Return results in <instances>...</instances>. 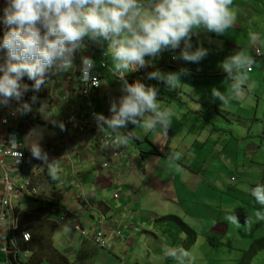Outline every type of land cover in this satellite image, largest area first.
Masks as SVG:
<instances>
[{
  "label": "crops",
  "instance_id": "0c3cea01",
  "mask_svg": "<svg viewBox=\"0 0 264 264\" xmlns=\"http://www.w3.org/2000/svg\"><path fill=\"white\" fill-rule=\"evenodd\" d=\"M202 36L203 38L208 36L207 38L212 44L214 42L212 38L219 37V34L209 32L203 28L194 29L191 41L193 50L197 46L207 44L200 40H203ZM233 46L229 44V49L227 46L224 49L233 50L235 49L231 48ZM206 47L208 51L212 49L209 48V44ZM106 49V43L96 45L88 41L85 42V46L77 51L71 69L64 72L52 71L49 78L51 80L50 86L44 84L38 93L33 91L35 95L26 96V99L22 98V102L30 104L31 110L29 113H32V115L37 114L40 117L41 124L39 125H47L51 129H54L57 125L58 138L51 139L49 136L50 131L42 132L43 145L46 147L41 150V153L42 155L47 153L49 162L59 160L61 170L58 173L59 179L53 180L42 162L31 156L29 145L32 142L41 145V142L37 140V134L33 131L35 126L24 135L17 133L18 144L24 150L26 159L23 171L20 169L16 173L13 172L12 178L21 184L26 180L29 181L31 186L37 188L40 194L38 197L26 196L15 200V213L19 216V223L24 215L29 216L26 227L38 231L39 235H35L38 243L33 246L17 245L19 252L15 256L10 254L14 256L13 261H11L9 254L4 251V246L0 241V264H50L48 262H38L39 253L42 250L47 251L48 245L46 247L45 245L49 243L48 239L50 238H52L53 246L68 258L70 264H85L87 261H93L94 264H178L177 259L169 258L166 255L168 250L177 249V245L172 239L169 242H162L167 233H171L175 227H178L172 222V220L179 221L178 217L170 215L171 210L176 207L175 203L180 201L179 197L184 199L183 196L178 194V186L185 187L184 180L188 178V172H192L191 176L197 175L207 181L208 186L203 182L206 188L212 187L211 184L215 181L222 182L216 178L209 180L206 175L196 172L190 162H178L163 158L169 153L176 133H207L206 130L209 125L213 124L212 121L217 122L221 118H226V115H231V113L219 107L220 100L213 95V91L224 92L218 87L227 84L225 79H221V81L219 78L227 76L220 67L223 60H218L217 55H211L209 52L198 63H191L181 59L173 60V56L179 55V49L163 51L154 58L145 57L146 61H150V66L137 70L136 74L131 70L127 73L126 80L129 84L133 83L134 80H139L146 86H154L158 89L157 97H160L158 102L161 108L166 103L169 105L174 101V98L168 100V92L173 94L169 95L170 97H178L181 94L186 95V101H179V104H187V107L183 109L180 116H176L172 112L171 122L167 130L159 125L152 129L151 133H156L162 138L147 137L146 141L142 142V136L146 133L124 131L122 133H130L131 138L128 141V147L124 148V157L115 159L112 156V150L101 147L96 139L89 134L75 135L70 140H65L62 137L59 130L60 125L63 124L69 112L87 115L90 110H95L103 115L104 111L108 118H111L110 106L105 104L101 98L104 95L105 97L110 95L107 92L108 89L119 91L121 82L110 70L101 66L103 55H105L110 69L115 71L113 62L110 60V54H105ZM92 51H94L93 54ZM89 54H91L95 67L101 74V87L92 95L90 101L85 103L78 94V82L81 74L80 57ZM223 56L224 59L228 57L224 52ZM205 67L211 68L206 71ZM181 69H186L187 74L182 73ZM193 70L199 71L200 75L198 77L194 76ZM153 71H159L162 74L177 73L178 81L174 83V86H169L163 81L149 79L146 72ZM254 71V67H252V71H249L248 68L245 69L247 74L254 73ZM139 73L144 74L142 79H139ZM203 78L206 79V82L202 81ZM117 81L120 83H117ZM227 86L233 89L230 83ZM203 88H206V90ZM99 91L101 93L98 95ZM69 93L70 96L66 98ZM33 97H35V100L32 99ZM37 99L40 101L34 106V101H37ZM101 103H103V106H101ZM41 106H43V110L47 115L45 119L40 112ZM4 112L5 107L0 108V118L4 115ZM232 116L236 117L233 113ZM194 117L200 120L198 121L200 123L199 129L196 128L195 124L188 128L182 127L184 121H188V119L193 121ZM222 127L223 125H221ZM177 128L181 129L178 131ZM104 131L111 133L107 129ZM213 131H218L215 124ZM167 133H172V135L165 147H162L161 140ZM121 149L122 147L118 146L117 151ZM176 157L174 156V158ZM157 158H159L158 161ZM106 161L110 164L108 169L103 168ZM22 178H24L23 181ZM231 180H234V176L231 177ZM200 187L202 185L198 187L197 192ZM206 191L207 198L212 197V195L210 196L212 190ZM2 193L3 188L0 186V196ZM116 194H118V198L114 197ZM194 196L198 200L197 195ZM25 198H39V203L47 201L54 205H61L63 209L60 214L55 213L53 210L37 213L34 211L48 207L49 204L41 203L37 208H29V203H25V200H23ZM219 202L226 205L225 211H228L231 206L242 210V202L238 207H235L233 200L226 199L225 202ZM206 207L210 206L206 204ZM207 211L212 212V209L207 208ZM99 213H105L111 222L110 226L121 233L119 238L111 241L107 249L95 247L73 228L74 224L79 223L89 235H92L96 230ZM168 216L171 217V220L167 219ZM236 216L242 220L241 215ZM245 219L248 221L247 226L254 221L253 217ZM164 220L168 221L163 222ZM214 226L210 227L216 235L214 233L210 235L217 238L220 234H226L229 223L225 231H220ZM191 230L194 231L195 227L191 226ZM12 238L17 243V233H13ZM153 245L156 246V250L153 249ZM152 255L155 257H152ZM179 258L181 260L185 259Z\"/></svg>",
  "mask_w": 264,
  "mask_h": 264
},
{
  "label": "clouds",
  "instance_id": "9594fccd",
  "mask_svg": "<svg viewBox=\"0 0 264 264\" xmlns=\"http://www.w3.org/2000/svg\"><path fill=\"white\" fill-rule=\"evenodd\" d=\"M231 4L232 0H4V6L0 8V30L3 31L0 50L5 51L0 59V108L8 107L14 100L18 103L14 113L29 112L30 104L22 102L29 86L22 83V79L27 77L33 82L31 90L39 91L50 71L64 72L73 67L77 51L85 46L87 40L96 45L107 44L105 54H110L121 82V95L110 101L111 118L94 114L97 127L101 131L110 130L112 142L117 145L126 144L131 138L130 133L119 131L128 124L142 125L147 130L159 125L167 130L172 111L160 107L158 89L139 80L129 84L126 74L130 70L150 66L145 57L154 58L168 50L179 49V55L173 56L174 60L198 63L208 50L202 46L193 50V30L203 28L222 34L236 19ZM250 35L253 41L258 39L257 33ZM251 63L249 58L239 53L222 61L220 67L232 81L234 93L239 94L246 80L245 69H249ZM80 65L82 80L95 81L92 74L94 60L82 56ZM181 72L187 74L186 69H181ZM148 78L174 86L178 74L153 71L148 73ZM213 95L223 103L228 102V98L219 91H213ZM60 127L63 129L62 124ZM8 144L13 148L20 147L14 137L9 138ZM29 150L31 156L47 168L53 180L59 179V160L49 162L47 153L42 155L37 142H32ZM174 155L178 157L179 153ZM250 196L264 206V184L258 183L251 188ZM225 219L229 224L239 223L234 214L227 215ZM177 252L180 257H191L190 251L183 247L168 250L166 255L177 259L178 264H184L177 257Z\"/></svg>",
  "mask_w": 264,
  "mask_h": 264
},
{
  "label": "rangeland",
  "instance_id": "374dc122",
  "mask_svg": "<svg viewBox=\"0 0 264 264\" xmlns=\"http://www.w3.org/2000/svg\"><path fill=\"white\" fill-rule=\"evenodd\" d=\"M230 7L235 10L236 15L233 25L219 34V37L212 38L214 39L212 44H210L211 41L207 38L208 36L205 38L202 36L203 40H200L207 43L206 45L209 44V48L212 49L208 52L211 55H217L218 60H224L223 52L226 56L239 53L252 61L251 67H254L255 71L250 74L245 73L246 80L241 85L239 94H233V89L227 86L228 83L232 86V81L227 76L219 77L220 80L225 79L227 81V84L225 83L223 87L218 88L223 90L224 92L220 93L228 98L227 103L219 101V107L231 115H226V118H221L217 122L212 121L213 124L208 126L207 133H176L169 153L163 156L164 159L190 162L192 163L191 166H194L193 170L206 175L209 180L216 178L222 181H215L211 184L212 187L206 188L203 182L207 185V181L197 175L191 176L192 172H188V178L184 180L185 187L178 186V194L184 199L179 197L180 201L175 203L176 207L171 210L172 213L170 214L173 217H178L179 221L172 220L178 227H175L171 233H167L162 242H169L172 239L177 245V249L183 247L185 250H189L191 257H182L185 258L183 260L185 264H243L241 259L250 248L251 242L253 243L254 240L264 236V219H261L264 218V206L257 204L250 196L251 188L258 183L264 184V0H232ZM251 33L258 34L256 41L251 39ZM229 44L234 45L231 48L235 49L225 50L226 46L229 49ZM206 45H202V47L207 49ZM257 51L262 53L263 58L257 57ZM110 60L112 59L110 58ZM209 68L211 67H205V70L208 71ZM192 73L197 77L200 75L199 71L196 70H193ZM48 74L51 76L52 71ZM202 81L206 82V79L203 78ZM117 83L120 82L117 81ZM45 84L50 86L51 80L48 78ZM203 89L206 90V88ZM107 92L110 95L108 97L104 95L101 99L110 106V101L118 99L121 92L120 89L119 91L108 89ZM100 93L101 91L98 95ZM168 94L171 95L172 93L168 92ZM32 95L35 93L29 87L24 98ZM169 95H167L168 100L174 98V101L169 105L166 103L167 106L163 105V108H171L173 114L180 116L187 104H179V101H186V95L181 94L178 97H170ZM159 98L157 97V100ZM39 101V99L34 101V106ZM40 112L45 119L47 116L45 111L40 109ZM232 113L236 117L232 116ZM103 115L109 119L106 112L103 111ZM194 118L193 121L189 119L184 121L182 127L188 128L195 124L196 128L199 129L200 123L198 121L200 120ZM214 124L218 131H213ZM221 125H223L222 128ZM180 129L177 128L178 131ZM56 130L57 125L54 129L47 125L38 124L35 126L33 131L37 134V140L41 142V150L46 147L43 145L42 132L50 131L49 136L51 139H55L58 138ZM127 130L132 133H146L142 136V142H145L147 137L162 138L156 133H151L152 130H147L142 125L128 124L120 131ZM171 135L172 133H167L161 140L162 147H165ZM175 153H179L176 158H174ZM146 156L148 155L146 154ZM233 176L234 181L231 180ZM23 180L24 178H22ZM201 185L202 187L197 192ZM206 190H212L210 196L212 195L213 198H207ZM194 195H197L198 200ZM226 198L233 200L235 207H238L242 202V210L231 206L228 211H225L226 205L219 201L225 202ZM206 204L210 207H206ZM14 205L13 210L15 211ZM40 205L41 203L32 200L28 206L29 208H37ZM207 208L212 209V212H208ZM257 213H259V217ZM229 214L241 215L242 220L237 218L239 223L235 225L230 223L225 235L220 234L217 238H213L210 234L214 232L210 226L215 225L214 228L225 231L229 223L225 217ZM244 217H253V223L247 226ZM167 219L171 220V217L168 216ZM191 226H194L196 231L191 230ZM153 249L156 250L155 245H153ZM209 249L211 250L206 251ZM18 252L19 250L14 249L11 254L15 256ZM177 255L180 257L179 252ZM152 257L155 256L152 255ZM85 264H94V262L87 261ZM250 264H264V250L252 255Z\"/></svg>",
  "mask_w": 264,
  "mask_h": 264
},
{
  "label": "built area",
  "instance_id": "2783aa9c",
  "mask_svg": "<svg viewBox=\"0 0 264 264\" xmlns=\"http://www.w3.org/2000/svg\"><path fill=\"white\" fill-rule=\"evenodd\" d=\"M4 6V0H0V8ZM3 31L0 30V37H2ZM87 43V41H86ZM94 51H92L93 54ZM5 55L4 50H0V59ZM92 58L91 54L88 55ZM257 57H261V52L257 51ZM174 60V59H173ZM101 66L104 69L110 70L112 74L117 76L116 72L110 69L108 62L103 55V61ZM251 71V66H249ZM135 74L137 70L132 71ZM93 75H95V81H84L79 76L78 82V94L85 103H88L92 97L101 87V74L99 70L94 67ZM139 79L144 77V74L139 73ZM127 78V74L125 79ZM23 83V82H22ZM27 92H25L22 96ZM70 96L67 94L66 98ZM18 107V103L14 100L10 101L9 106L5 107L4 115L0 118V186L3 188V193L0 196V241L3 244V249L6 253L11 254L14 249H18L16 242L12 239V233L19 228V216L13 210L15 200L22 197H38L40 192L37 188H33L29 181L19 183L12 178L13 172H18L24 165L26 155L21 147L13 148L8 144L9 138L14 137L18 142L16 130H18L19 123L25 118V114L21 112H15ZM14 113V114H13ZM95 110H90L88 114L69 112L63 121V129L60 127V134L65 140H70L77 136L89 134L94 137L97 143L104 149H110L113 151V157L121 158L124 155V148L128 147V143L123 145L113 144V134L110 132L101 131L94 122ZM118 146L122 149L117 151ZM104 168L109 167V162L103 164ZM118 197V195H115ZM111 222L106 214L99 213L98 220L96 222V230L92 235H89L86 229L81 224H74V230L81 236L86 238L92 245L99 249H107L111 241L115 238H119L121 233L117 229L110 226ZM22 239L24 242L31 240V234L29 232L22 233Z\"/></svg>",
  "mask_w": 264,
  "mask_h": 264
},
{
  "label": "trees",
  "instance_id": "16d2710c",
  "mask_svg": "<svg viewBox=\"0 0 264 264\" xmlns=\"http://www.w3.org/2000/svg\"><path fill=\"white\" fill-rule=\"evenodd\" d=\"M262 58H263V56H262ZM146 74L148 75L147 72H146ZM48 78H50V74H47L46 81H47ZM22 82L25 83V84H28L29 87H30V90H31V85L33 83L32 81L28 80L27 77H24L22 79ZM44 84H42L41 87ZM38 124H41L40 117L37 114L36 115H32V113L27 112V113H25L24 120L19 123L18 133H20V135H24V134L28 133L31 130V128H33L34 126H36ZM24 165H25V162H24ZM24 165L21 168L22 171L24 169ZM229 196H230V194H229ZM23 200H25L24 201L25 203L26 202L30 203L32 200H35V201L39 202L38 200H40V199L39 198H25ZM228 200H230V199H228ZM41 203L49 204V206L48 207H44V208H40V209H38V210H36L34 212L44 213L46 211L49 212V211L53 210L55 213L60 214L61 210L63 209L61 205H54L51 202L42 201ZM28 217L29 216L24 215L23 219L20 220L18 230L13 232V233H17V236H18L17 245H19V246L21 244H25V245H29V246L32 245L33 246L34 244L38 243L37 239L35 237V235H39L38 231L33 230V229H28V227H26V221L28 220ZM24 232H29L31 234V240L29 242H24L23 241L22 233H24ZM40 236H42V235H40ZM48 242L49 243H47L45 245V247L48 245L47 246V251L46 252L43 251V250L40 251L38 262L39 263L48 262L50 264H70L68 258L66 256L62 255L53 246L52 238L48 239ZM260 250H264V238L255 240L253 243L250 244V248L248 249V251L246 252V254H245V256H244V258L242 260L243 264H250L251 256L254 255V253H257ZM13 258H14V256L9 254V259L11 261H13Z\"/></svg>",
  "mask_w": 264,
  "mask_h": 264
}]
</instances>
